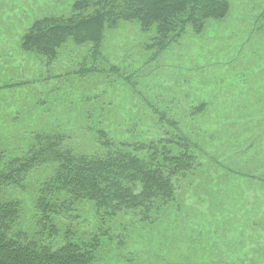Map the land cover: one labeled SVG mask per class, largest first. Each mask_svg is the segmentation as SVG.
<instances>
[{
	"label": "trees",
	"instance_id": "trees-1",
	"mask_svg": "<svg viewBox=\"0 0 264 264\" xmlns=\"http://www.w3.org/2000/svg\"><path fill=\"white\" fill-rule=\"evenodd\" d=\"M72 12L37 21L20 49L52 63L72 39L79 46L91 43L97 59L107 30L136 21L142 32L155 33L148 49L157 56L188 29L201 34L208 22L226 19L230 1L76 0ZM131 79L124 78L128 84ZM21 83L0 87V97ZM206 110L203 102L190 114L196 119ZM153 113L159 114L156 128L142 143L117 142L107 127L92 122L84 129L95 138L90 150L74 147V128L36 133L20 157L0 149V264H103L105 257L114 260L113 250L120 262L131 264L143 247H162L154 258L149 250L143 256L164 264H264V167L242 172L215 164L217 183L200 176L209 155L179 121L156 107ZM42 168L51 175L34 186L27 210L8 191L28 188L29 177ZM197 178L195 189L206 185L204 198L191 192ZM85 224L93 232H80Z\"/></svg>",
	"mask_w": 264,
	"mask_h": 264
},
{
	"label": "rangeland",
	"instance_id": "rangeland-1",
	"mask_svg": "<svg viewBox=\"0 0 264 264\" xmlns=\"http://www.w3.org/2000/svg\"><path fill=\"white\" fill-rule=\"evenodd\" d=\"M75 1L0 0V87L26 82L0 97V149L11 158L20 157L36 133L74 128V147L90 150L94 137L84 129L92 122L107 127L117 142L142 143L156 128V107L171 121H179L183 133L209 155L200 176L213 177L217 183L220 173L215 164L242 172L263 171L264 0H229L226 19L208 22L201 34L188 29L157 56L155 48L148 49L155 33L142 32L136 21L107 30L97 59L91 43L79 46L72 39L52 63L20 49L23 36L37 21L70 17ZM113 67L116 72H111ZM125 77H132L131 84ZM203 102L206 112L193 118L191 109ZM249 149L255 154H246ZM51 172L50 168L36 171L28 188H11L8 196L20 199L28 210L34 186ZM198 182L197 178L191 184V192L197 190L204 198L206 185L195 189ZM82 229L93 232L89 224ZM142 249V257L131 264H164L162 259L143 256L149 250L154 258L162 247ZM113 252L114 260L105 257L103 264H126ZM172 260L169 264H174Z\"/></svg>",
	"mask_w": 264,
	"mask_h": 264
}]
</instances>
